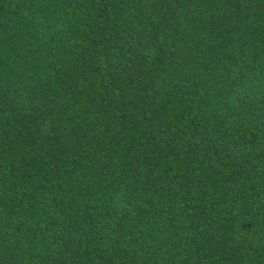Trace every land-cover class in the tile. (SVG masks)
I'll list each match as a JSON object with an SVG mask.
<instances>
[{
	"label": "trees",
	"instance_id": "trees-1",
	"mask_svg": "<svg viewBox=\"0 0 264 264\" xmlns=\"http://www.w3.org/2000/svg\"><path fill=\"white\" fill-rule=\"evenodd\" d=\"M0 264H264V0H0Z\"/></svg>",
	"mask_w": 264,
	"mask_h": 264
}]
</instances>
